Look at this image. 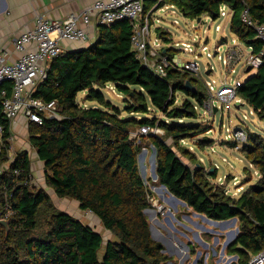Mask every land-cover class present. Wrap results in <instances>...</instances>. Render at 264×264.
I'll return each instance as SVG.
<instances>
[{
    "label": "trees",
    "instance_id": "1",
    "mask_svg": "<svg viewBox=\"0 0 264 264\" xmlns=\"http://www.w3.org/2000/svg\"><path fill=\"white\" fill-rule=\"evenodd\" d=\"M158 1V0H157ZM186 17L203 15L216 20L226 4L233 10L231 30L256 50L263 44L253 28L241 20L245 7L264 24V0H163ZM159 5V6H160ZM149 9L144 7L143 19ZM162 38L167 32L159 28ZM88 46L64 50L48 62L47 73L34 95L57 102V115H43V122H29V142L43 162L46 187L60 198H71L89 210L114 236L104 237L94 227L71 213L57 209L46 188L33 184L29 152L11 156V121L2 113L4 131L0 150V219L9 214L8 225L0 224V264H166L164 245L151 236L145 209L151 207L153 191L141 174L139 154L145 139L156 156L158 183L186 202L193 211L218 221L238 219L239 233L227 246L238 261L249 264L253 254L264 250V139L249 133L243 147L259 178L236 197L209 180L210 172L199 165L196 155L182 145L206 129L199 122L197 104L205 105L208 94L199 86L200 76L172 63L166 76L155 74L137 57L132 47L133 26L129 21L102 23ZM223 42L226 38H222ZM170 60L175 52L165 48ZM189 82L191 87L187 85ZM113 84L127 105L120 108L103 88ZM98 106H83L78 94ZM185 98L178 103V93ZM239 95L264 119V64L238 89ZM197 103V104H196ZM157 116L137 118L134 113ZM123 111L129 112L123 116ZM143 125H158L163 136L134 131ZM138 139L140 141H138ZM168 139L172 142L169 143ZM203 137L196 145L204 147ZM194 162L191 167L184 161ZM45 221V225L43 223Z\"/></svg>",
    "mask_w": 264,
    "mask_h": 264
},
{
    "label": "rangeland",
    "instance_id": "2",
    "mask_svg": "<svg viewBox=\"0 0 264 264\" xmlns=\"http://www.w3.org/2000/svg\"><path fill=\"white\" fill-rule=\"evenodd\" d=\"M232 13L221 16L216 20L203 15L201 20L197 18H189L184 16L176 7L164 8L156 13V17L151 20V35L152 40L156 37L160 39L162 48H170L175 52V56L183 61L199 62L200 65V80L197 82L199 86L205 85V91L210 96L206 81L215 80L220 84L229 76V81H234L237 78L245 81L256 73L255 70H242L241 64L236 67L237 72L233 74L227 73V67L223 63L222 58L225 57L229 46L236 39L240 42L248 54L250 52L247 45L242 42L238 35L231 30ZM153 22V23H151ZM217 26L221 27L217 31ZM159 28H163L168 37H161ZM222 38L226 40L221 44ZM190 44L191 52L185 51V45ZM221 44L219 54L215 55L216 47ZM207 45L208 49L203 50V46ZM211 52L212 57H208L207 53ZM212 67V71L207 73ZM106 97L120 108L127 105L125 101L128 96L120 93L113 84L102 89ZM87 92L78 94V102L83 106H98L96 101H91L86 98ZM178 103L185 98L181 92L178 94ZM197 104V103H196ZM198 118L197 121L205 127L210 128L202 133L198 138H189L182 141V145L188 147L196 155V161L199 165H203L210 172L209 180L223 186L227 193L233 196H240L247 187L254 183L259 178L258 168L251 164L246 158L243 147L247 142L249 133H256L264 139V119L259 115L246 101L238 107L234 104L231 109H226L225 105L217 102L218 111L209 109L206 105L197 104ZM129 112L123 111V116H128ZM137 118L144 116L163 118L162 112L151 111L149 114L134 113ZM237 129H242L246 133L247 138L238 139L235 135ZM141 127L134 131L133 137L139 138L141 135ZM14 138L10 140L11 156L15 151L25 149L29 152L32 168H33V184L37 187L46 188L49 192L54 206L59 210H64L71 213L76 218H79L86 224L91 225L97 231L101 232L104 237V244L109 238L114 236L110 231L104 228L100 220L89 210H82L79 203L71 198H60L56 195L53 189L46 187L44 179L43 162L39 160L37 152L29 144V128L24 132L13 130ZM162 134L161 136H163ZM206 137L209 142L204 147H199L195 143L198 139ZM138 141H140L138 139ZM171 143L172 140L168 139ZM145 147L142 148L139 154V165L141 174L153 191V200L149 211H154V202H157L155 216L151 217L149 212H145L153 233L156 235V240L168 248L164 253L169 256V263L166 264H234L238 261L235 254L228 252V241H232L238 226L229 219L228 222H222L209 218L208 216L196 212L197 216L186 219L180 216L181 210L184 209V204L171 198L168 190L161 186L155 178L156 156L155 149L152 144H149L145 139L140 142ZM30 145V146H29ZM2 140L0 139V150ZM184 161L191 167H194V162L184 157ZM159 204L164 206L160 210ZM155 209V210H156ZM180 210V211H179ZM179 211V213H178ZM10 213H7L6 219ZM181 219V221L179 220ZM45 225V221H43ZM230 231V232H228ZM235 234V235H236ZM227 243V244H226ZM198 258V259H197Z\"/></svg>",
    "mask_w": 264,
    "mask_h": 264
},
{
    "label": "built area",
    "instance_id": "3",
    "mask_svg": "<svg viewBox=\"0 0 264 264\" xmlns=\"http://www.w3.org/2000/svg\"><path fill=\"white\" fill-rule=\"evenodd\" d=\"M159 5L163 0H158ZM145 0H96L93 4L80 11H72L64 18H49L40 16L36 19L34 28L21 33L14 40V49H10L0 44V104L2 113L11 121V129L19 117H24L28 122H43V115L56 116L57 102L55 100L46 101L34 95L38 84L47 73L48 62L59 57L65 50V43L86 42L90 40V28H96L102 23H113L126 20L133 26L132 47L137 57L144 65L149 67L159 76L167 75V68L173 64L181 69H186L195 75L200 76V65L196 60L183 62L176 56L172 60L165 55V50L160 45V39L156 37L152 40L150 19H143ZM220 17L228 13L233 14V10L226 4L220 8ZM242 22L253 28L255 38L262 44V48L256 50L252 45L248 46L250 52L246 54L242 44L236 39L229 46L225 57L218 55L227 67V73L237 72L236 67L241 64L242 70L257 71L264 64V24L256 21L248 7L241 13ZM217 31L221 30L217 26ZM223 41L221 42V44ZM221 44L216 47L215 55L219 54ZM208 46H203L206 51ZM185 51L191 52L190 44L185 45ZM212 57L211 52L207 53ZM212 71V67L210 70ZM229 76L218 84L215 80L206 81L209 90V99L205 104L209 109H213L216 103H222L226 109H231L234 104L240 107L244 99L239 95L238 89L244 81L237 78L229 81ZM4 128L0 123V139L2 140ZM141 134H155L161 136L164 130L156 126L143 125ZM236 138L246 139L247 135L242 129L235 132ZM14 135L9 140H13ZM156 165V164H155ZM156 173V168H155ZM157 178V174H155ZM158 181V179H157ZM156 181V182H157ZM146 183V182H145ZM146 185H148L146 183ZM152 203L153 196L150 197ZM157 202L153 206L156 209ZM160 210L164 209L159 204ZM154 211H157L156 209ZM249 264H264V250L253 254Z\"/></svg>",
    "mask_w": 264,
    "mask_h": 264
},
{
    "label": "crops",
    "instance_id": "4",
    "mask_svg": "<svg viewBox=\"0 0 264 264\" xmlns=\"http://www.w3.org/2000/svg\"><path fill=\"white\" fill-rule=\"evenodd\" d=\"M95 1L96 0H0V44L13 50L14 40L21 33L34 28L38 17L43 16L54 19L64 18L72 11L83 10ZM145 7L149 9L146 18L153 20L158 11L169 7L174 8L176 6L172 4L159 6V1L157 0H145ZM230 15L233 16V14ZM90 33L92 37L88 43H65V50L79 49L90 45L96 38L95 28L91 27ZM14 125L15 127L13 130L21 133L28 130L29 122L24 117H19ZM171 198H173L172 195ZM184 206L185 207L183 211L181 210L180 216L185 217L186 219H191L190 217L197 216V213L187 204H184ZM179 220L181 221L180 218Z\"/></svg>",
    "mask_w": 264,
    "mask_h": 264
},
{
    "label": "water",
    "instance_id": "5",
    "mask_svg": "<svg viewBox=\"0 0 264 264\" xmlns=\"http://www.w3.org/2000/svg\"><path fill=\"white\" fill-rule=\"evenodd\" d=\"M198 19V21H200L201 20V17H198L197 18ZM248 70H251L250 69V67L248 68ZM210 71H208L207 73H209ZM190 83L189 82H187V85H188V87L189 88H191L192 86H190L189 85ZM193 89H194V87H192ZM214 110L215 111H218V107L217 106H215L214 107ZM156 174V173H155ZM163 186H165V185H163ZM166 187V186H165ZM172 195V197L176 200V201H179V202H182L183 204H186V202L185 201H183V200H181V199H179L178 197H176L175 195H173V194H171ZM145 212L147 213V212H149V209H145ZM231 220H233V223H236L237 222V218L236 217H234V218H232ZM229 220H224V222H228ZM223 222V221H222ZM0 224H2V225H4L5 227H6V229H7V231H9V225H8V220H6V219H0ZM150 231H151V236L154 238V239H156V236L154 235V233H153V229H152V226L150 225ZM236 232H239V228H237L236 229ZM236 234V233H235ZM234 234V236H233V238L235 239L236 238V236H237V234L235 235ZM233 239V240H234ZM232 240V241H233ZM232 241H228L227 243H228V245L232 242ZM226 243V244H227ZM168 248H164L163 249V251H166ZM198 259V258H197Z\"/></svg>",
    "mask_w": 264,
    "mask_h": 264
},
{
    "label": "bare ground",
    "instance_id": "6",
    "mask_svg": "<svg viewBox=\"0 0 264 264\" xmlns=\"http://www.w3.org/2000/svg\"><path fill=\"white\" fill-rule=\"evenodd\" d=\"M149 213H150V216L152 217H154L155 216V219H157V216H156V213H155V211H153V210H151V211H149ZM155 234V233H154ZM156 236V235H155Z\"/></svg>",
    "mask_w": 264,
    "mask_h": 264
}]
</instances>
